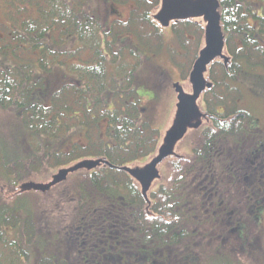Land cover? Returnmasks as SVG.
I'll use <instances>...</instances> for the list:
<instances>
[{
  "label": "trees",
  "instance_id": "trees-1",
  "mask_svg": "<svg viewBox=\"0 0 264 264\" xmlns=\"http://www.w3.org/2000/svg\"><path fill=\"white\" fill-rule=\"evenodd\" d=\"M216 1L226 52L220 59L227 62L210 63L211 88L202 97L214 130L194 141L190 156H171L169 176L161 177L156 190L146 191L140 185L142 175L130 165L157 152L161 132L139 96L140 68L151 55L147 53L163 49L177 53L180 66L186 65L183 55L190 64L189 52L207 43L206 28L188 18L164 25L151 10L159 8L161 0H126L134 3L130 17L112 25L108 8L93 9L87 0H0V108L23 118L34 138L37 166L78 167L61 185L35 189L44 199L41 206L53 204L68 215L63 227L52 230L46 225V238L37 240L35 264H207L205 242L199 243L191 229L235 220L229 206L238 205L237 195L224 201L216 183L222 185V178L240 189L248 179L246 163L234 145L255 114L241 106L236 84L243 86L242 74L264 69V6L259 0ZM168 27L187 53L163 43V28ZM188 33H193L195 47ZM152 38L155 49L150 47ZM55 71L58 79L47 83ZM78 130H84L86 145L58 150ZM23 172L6 193L30 174ZM24 198L13 204L0 200V264H25L30 256L9 236L10 230L28 223ZM191 200L212 208L207 218L201 211L192 212ZM67 206L69 213L63 210ZM44 228L39 223L38 229ZM212 258L214 264H225L220 257Z\"/></svg>",
  "mask_w": 264,
  "mask_h": 264
},
{
  "label": "rangeland",
  "instance_id": "rangeland-1",
  "mask_svg": "<svg viewBox=\"0 0 264 264\" xmlns=\"http://www.w3.org/2000/svg\"><path fill=\"white\" fill-rule=\"evenodd\" d=\"M125 1L87 0V3L93 9V5L97 8L102 5L107 7L108 23L112 25L114 22L120 20L126 21L130 17L134 3ZM190 1L195 0H161L159 8L155 7V9H151L152 14L155 18L156 14H158L157 17L159 21L162 19V23L167 22L169 23L168 26H171L179 21L174 18L176 10L178 8L182 9L181 7ZM262 6H264V4H262ZM188 19H191L190 21L193 22H200L201 26L207 29L208 19L206 13ZM201 26L200 24L196 25V27L200 29ZM163 30L165 36H167L163 39V43L168 48L169 45L166 43L169 42L172 46L181 50L182 55L188 52H186L185 49L183 50L178 40L171 36L172 32L169 27L163 28ZM188 35H190L189 38L193 40V46L195 47L193 33H188ZM150 45L152 49H155L156 45L154 44L153 38L151 39ZM203 45L204 44H202V46ZM114 48L116 50L119 49L117 42L114 44ZM202 50L203 49L200 50V48H194L189 52L191 57L190 64L186 63L188 60L183 55L182 63H185V66H180L176 61L178 58L177 53L172 55V51L169 52L168 49H163L159 54L147 53L146 55H151L147 56L148 61L144 60L140 68V77L138 76L139 80H141V86L138 89L139 96L143 99L142 105L145 107L148 116L155 123L156 129L161 132L160 144L157 152L141 162H135L130 165L132 169L142 175L140 185L146 191L156 190L161 183V177L165 178L169 176L168 164L171 156H190L194 141L200 139L204 135L207 136L211 130H214V124L204 110L205 106L202 100L203 90L199 91V75L195 69L192 74L188 73L191 63L193 60L197 59L196 55H198L199 51L200 58ZM223 53H226L225 49ZM147 58L145 57V59ZM216 61L220 62L221 60ZM187 64H189V66ZM202 73L203 76H205L204 82L206 87L207 79L212 80V78L209 71L206 73V69L203 70ZM185 74H187V76ZM242 75H244V77L242 76L243 86L236 84V86L240 88L239 97L241 96L240 99H242L241 106L256 115L258 126L260 127L256 132L259 133V138L264 140V69L259 67L256 69V73ZM185 76L186 78H184ZM55 79H58L57 71L48 75L46 82L49 83L51 81L52 84ZM182 85L184 88L182 92L187 94V96H190L191 93L194 92L192 96L196 99V105L195 103L194 106L190 105L187 103L190 101L187 100L185 106L179 108L181 99L178 89L182 87ZM155 90H157L158 93H156ZM219 90V87L215 89L216 92ZM185 100L186 97L182 100V103ZM222 108L223 106H220V109ZM245 128L244 126V129ZM242 133L245 134L244 131ZM71 135L73 137H67L61 143L58 150L68 152L73 148L74 143L75 145L76 143L83 146L86 145L87 137L85 136L84 130H78ZM228 139L234 141L231 137ZM253 140L254 136H252V134H245L242 137L240 143L241 145L243 144V148L239 146L240 151L243 149L241 154L249 148L251 143L254 142ZM166 149L168 151L171 149V153L164 154ZM40 156L41 161H43L44 154ZM261 157H263L264 160V151ZM19 158H23V160L19 161ZM157 158L159 161L156 162L154 170L153 162ZM37 161L34 138L27 132L26 126L23 123V118L19 117L17 113L11 109L0 108V200L9 201V204H13V201H20L25 197L23 200H25L26 204L22 203V205L28 207V210L24 212V214L29 213V217H26L28 221L27 227L25 226L24 228L22 225L19 227L20 229H16L15 227L10 230L9 233L12 241L16 239L19 240L23 247L29 250L30 256L28 260H25V264H35L39 259V245L37 240L43 237L44 239L46 238V225L47 227L51 226L53 230L55 226H64V223L68 219L67 213L61 215L53 204L50 206H41V202L44 199L41 197V193H36L39 191H35V189L45 188L55 181H57V184L61 185V179H66L70 173L69 172L65 177L63 171L74 167L73 165L75 164L70 163L61 168L52 169L43 168V166L39 165L37 166ZM38 163L40 164L39 161ZM50 165H52V163ZM258 166L259 162L255 166V173H253L249 179L244 180L245 186H241L240 189L229 185L228 181L226 182L221 177L219 181L222 185L216 183L219 190L224 191L222 196H220L224 201L228 202L230 195H237L236 199L238 205L236 203V205L232 204L229 206L233 212L232 219H235L232 221V224H228L225 220H216L209 226L202 223L197 228L191 229L196 231L199 243L205 242V255L209 256L208 262L205 260L207 264H214V259L212 257H220L225 264H264V213L263 216L261 215L263 219L259 220L258 218L260 208L264 207V179L263 183L260 182L262 174L257 173L260 170ZM21 169L26 171L23 172L24 175L30 174L27 178L22 177L18 182L14 183L13 187L16 188L15 190L9 194L6 193V187L9 183L19 178ZM252 179H255L256 182H252ZM218 188L217 191H219ZM237 190L240 191L237 192ZM256 201L258 205L261 203L260 207L255 208L257 205ZM198 204L199 203H195L191 200L190 205L192 207V212L201 211V214L205 216L206 214H210L212 208H208L205 201H203V206L201 205L198 207ZM251 209L253 214L251 213ZM63 210L69 213L70 207H64ZM13 216L19 220L16 214ZM254 216L258 219L253 220ZM205 218H207V216ZM47 219H49V222H47ZM39 223L45 225L44 230L38 229ZM232 225H234V228H232ZM51 227L49 228L51 229ZM230 229L232 230L230 231ZM212 235L213 237H210ZM239 235H241V237H239ZM190 241H192V238H190ZM193 242H195V240ZM218 246H222L220 248L221 253L217 252Z\"/></svg>",
  "mask_w": 264,
  "mask_h": 264
},
{
  "label": "water",
  "instance_id": "water-1",
  "mask_svg": "<svg viewBox=\"0 0 264 264\" xmlns=\"http://www.w3.org/2000/svg\"><path fill=\"white\" fill-rule=\"evenodd\" d=\"M182 9H177L174 15L175 19H186V18H191L199 14H205L207 15L208 19V26H207V45L206 47L202 50L200 58L196 62V67L195 70L197 71L199 75V81H200V90L205 89V82H204V77L202 71L206 69L207 64L210 63L213 59L217 57H225L223 55V50H224V39L222 36V32L220 29V14L218 12V2L216 0H195V1H190L189 3H186V5H183L181 7ZM162 21V19H161ZM164 25H168L169 23L164 22ZM203 84V87H202ZM209 87L211 85L208 84ZM202 88V89H201ZM182 92V88L180 90ZM198 94V93H197ZM193 98V101L196 105V99L194 96H187L186 94L182 93L180 94V99L184 98ZM172 149V148H171ZM171 149L168 151L164 152V154L171 153ZM163 154V155H164ZM158 158L154 160L153 166L155 170L156 162H158ZM78 167H72L70 169L64 170V176L71 172L72 170L77 169ZM55 181L54 183H56ZM53 183V184H54ZM47 187V186H46ZM45 187V188H46ZM43 188V189H45Z\"/></svg>",
  "mask_w": 264,
  "mask_h": 264
},
{
  "label": "flooded vegetation",
  "instance_id": "flooded-vegetation-1",
  "mask_svg": "<svg viewBox=\"0 0 264 264\" xmlns=\"http://www.w3.org/2000/svg\"><path fill=\"white\" fill-rule=\"evenodd\" d=\"M260 2H261V4H264V1L263 0H259ZM264 9V8H263ZM263 17H264V14H263ZM264 38V35L261 37V39L260 40H262ZM257 40V39H256ZM258 40H259V37H258ZM263 41H264V39H263ZM206 45H207V43H206ZM205 45V46H206ZM240 46H242V44L240 43ZM255 46H257V45H255ZM224 47H225V44H224ZM262 47H264L263 45H262ZM224 55V54H223ZM214 60V59H213ZM212 60V61H213ZM216 60H218V61H220L221 59H219V58H216ZM211 61V62H212ZM221 61H223V62H227L226 60H221ZM210 62V63H211ZM209 63V64H210ZM213 63V62H212ZM251 73V72H250ZM248 75H251V74H248ZM199 84H200V81H199ZM208 84H209V80L207 79V85H206V87L205 88H211V87H209L208 86ZM202 87H203V84H202ZM202 89V88H201ZM187 100H189L190 102H187V103H189L190 105H193L194 106V101H193V98H186V100L183 102V103H181V106L182 107H184L185 106V103H186V101ZM183 104V105H182ZM195 108V107H194ZM254 114V113H253ZM253 121V122H252ZM252 121H249V123H247L246 125H243V126H246V128H245V134H252V136H254V142L253 143H251V145L249 146V148L244 152V153H242L241 154V152H242V150L243 149H241V151H240V156L242 157L241 159L243 160L244 159V161H245V168H246V171H245V174L248 176V179L251 177V175L253 174V173H255L254 172V169H255V166L257 165V163L259 162V166H258V168L260 169L257 173H261L262 175H261V177H260V182H262L263 183V179H264V160H263V157H261V154H262V152L264 151V140L262 139H260L259 138V133H257L256 132V130L257 129H259L260 127L258 126V120L256 119V115H254V118H253V120ZM244 134V135H245ZM243 135V136H244ZM244 139V138H243ZM245 145V144H244ZM235 147H237V146H242V148H243V144L241 145V143H240V145L239 144H235L234 145ZM235 151H236V149H235ZM252 182H256L255 181V179H252L251 180ZM248 183H249V181H248ZM248 183H247V187H248ZM256 204L258 205V202L256 201ZM261 204V203H260ZM259 206H261V205H259ZM254 208V207H253ZM252 208V209H253ZM257 208V207H256ZM252 209H251V213L253 214V212H252ZM261 213L258 215V216H260V217H258L259 218V220L260 219H263L262 218V216H263V213H264V207L262 208L261 207ZM255 215V214H254ZM262 215V216H261ZM231 216V215H230ZM257 218V219H258ZM256 218H255V216H254V218H253V220H257ZM231 221V220H230ZM239 237H241V235H239ZM248 237H249V235H248Z\"/></svg>",
  "mask_w": 264,
  "mask_h": 264
}]
</instances>
